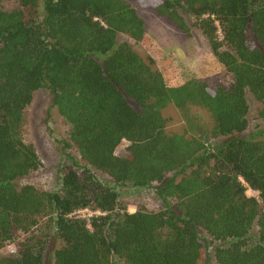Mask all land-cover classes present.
I'll list each match as a JSON object with an SVG mask.
<instances>
[{
  "label": "trees",
  "instance_id": "1",
  "mask_svg": "<svg viewBox=\"0 0 264 264\" xmlns=\"http://www.w3.org/2000/svg\"><path fill=\"white\" fill-rule=\"evenodd\" d=\"M136 3L199 30L231 84L168 86L117 42L145 36L126 0H0V264H48L51 249L52 264H209L208 248L216 264H264V131L247 132L246 99L264 121V0ZM40 90L79 156L64 155L56 191L17 184L42 166L22 132ZM168 106L181 132L167 130ZM121 188L151 189L161 206L129 213ZM79 209L101 215L69 217ZM8 245L14 254L1 253Z\"/></svg>",
  "mask_w": 264,
  "mask_h": 264
},
{
  "label": "rangeland",
  "instance_id": "2",
  "mask_svg": "<svg viewBox=\"0 0 264 264\" xmlns=\"http://www.w3.org/2000/svg\"><path fill=\"white\" fill-rule=\"evenodd\" d=\"M126 1L144 19L145 36L140 42H135L125 35H119L117 42H128L143 59L152 60V67L163 75L168 86H179L191 79H200L212 86L227 87L231 84L232 76L216 61L199 30L194 28L189 35H185L151 8L139 7L136 3L138 0ZM15 6L14 1L1 3L4 10H10ZM246 99L249 107L247 132L264 131V121L258 117L259 104L250 94H247ZM191 112H196L204 121H209L204 111L192 109ZM162 114L168 119V131L183 130L184 124L178 109L168 106ZM24 117L22 131L24 141L34 147L42 166L28 177L18 180L17 184L32 185L45 191H56L59 188L58 168L64 155L79 158L73 147L63 148L68 142L69 125L51 105L50 95L45 90L34 94ZM125 146L126 143L122 142L117 152H123ZM96 175L100 181L112 184L104 174ZM118 191L119 202L129 213L135 212L138 207L156 211L161 206L151 189L121 188ZM203 238L206 239L207 236L204 234ZM57 245L55 243L54 248ZM51 250L48 253V264H52L53 249ZM1 253L5 254V249H2ZM208 263L216 264L210 248H208Z\"/></svg>",
  "mask_w": 264,
  "mask_h": 264
},
{
  "label": "built area",
  "instance_id": "3",
  "mask_svg": "<svg viewBox=\"0 0 264 264\" xmlns=\"http://www.w3.org/2000/svg\"><path fill=\"white\" fill-rule=\"evenodd\" d=\"M246 193H248V195L254 196V197H256L258 195L257 192H255L249 188H247ZM98 215H101V212L90 210V209H79V210L74 211L69 217L75 218V219H81V220H84L87 223H89V220L92 217H95ZM5 251L8 254H14L15 253V247L13 245H8L5 247Z\"/></svg>",
  "mask_w": 264,
  "mask_h": 264
}]
</instances>
